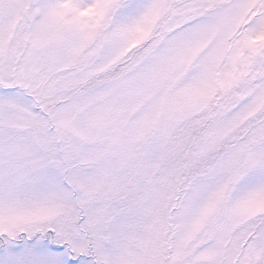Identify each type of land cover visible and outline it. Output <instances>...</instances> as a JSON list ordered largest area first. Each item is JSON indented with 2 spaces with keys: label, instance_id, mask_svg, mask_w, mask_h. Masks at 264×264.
Masks as SVG:
<instances>
[{
  "label": "snow or ice",
  "instance_id": "1",
  "mask_svg": "<svg viewBox=\"0 0 264 264\" xmlns=\"http://www.w3.org/2000/svg\"><path fill=\"white\" fill-rule=\"evenodd\" d=\"M0 264H264V0H0Z\"/></svg>",
  "mask_w": 264,
  "mask_h": 264
}]
</instances>
